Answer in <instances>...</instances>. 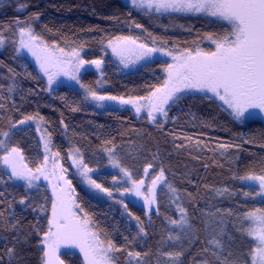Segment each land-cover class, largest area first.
<instances>
[{"label": "trees", "instance_id": "obj_1", "mask_svg": "<svg viewBox=\"0 0 264 264\" xmlns=\"http://www.w3.org/2000/svg\"><path fill=\"white\" fill-rule=\"evenodd\" d=\"M36 14H39V19L35 18ZM17 20L31 23L34 30L49 43H59L60 46H67L73 41L76 44L83 43L86 48L84 59L104 60L106 86L102 93L123 95L126 98L146 95L151 86L161 85L167 76L164 66L170 61L157 58L143 64L138 70L121 74L112 58L105 54L104 44L108 39L132 36L152 46V38L158 37V44L166 40V47L174 51L197 45L210 51L214 47L205 34L215 35L230 30L227 22L203 15L146 14L122 0H0V32L6 38L3 48H0V85L3 86L0 87V105H3L0 107V130L8 131L10 120L17 121L23 115L38 113L51 133L53 150L59 151L63 157L60 163L64 167L69 168L70 165L67 155L69 149L72 146L80 148L85 163L99 170L95 177L97 183L112 189L115 200H123L128 210L141 218L148 233L147 236L141 234L137 237V222L129 219L121 204L115 206L90 197L79 186L78 179L72 176L77 202L92 217L97 228L122 249L115 253L117 264H129L126 251L123 250L125 248L148 253L147 256L142 255L143 264H165L167 258L161 257L159 252L174 250L173 245L178 248L181 244L185 249L182 258L184 264H195L202 258H208L202 249L211 238L209 225L216 227L221 217L225 221L226 233L234 237V251L245 252L250 247L249 238L234 228L235 214L264 207V201L259 197L252 199L242 196L240 189L244 185L233 179V174L242 175L247 171L259 173L264 170L262 120L254 118L238 122L217 98L200 99L205 94L194 93L186 96L178 105L169 107L168 120L163 129H159L148 122L143 111L137 114L131 105L95 110L87 103H81L82 93L75 88L60 86L49 92L45 80L32 62L22 54H17ZM135 24L142 27L136 28ZM9 69L18 75L14 76ZM97 78L95 66L85 65L82 82L95 86ZM13 83L16 86L9 92V86ZM73 107L81 110L74 112L71 110ZM61 120L68 125L67 129H64ZM188 137L192 138L191 142ZM107 140L117 146L122 163L136 179L142 176L147 163L152 162L153 168H157L162 162L168 181L178 190L179 203L187 209L193 225L194 243L190 245L183 233H179L181 241L167 239L173 232L167 218L178 219L179 216L167 188L162 186L157 194L159 213L154 208L150 214L145 205L134 200L130 194L121 196L116 191L117 188L123 190V183L113 184V177L119 176L106 170L108 159L103 149L111 146L105 144ZM197 140L200 141L199 145ZM11 143L23 150L25 160L32 168L44 158L42 145L31 127L13 130ZM181 144L185 146L175 147ZM220 144L232 147L222 150ZM154 154L158 159L154 160ZM0 155H3L2 150ZM5 172L0 162V175ZM4 178L7 180V176ZM224 188L236 195L218 194L217 190ZM244 190L248 189L244 187ZM0 192L4 193L0 197V200H4L0 204V211L7 209L5 217L11 219L9 214L14 210L22 231L31 233L28 242L20 246L19 264H42L43 245L40 241L47 229L48 212L43 214L33 211L31 207L25 209L18 201L27 195L33 207L44 204L49 209L51 199L47 188L41 185L36 191L30 192L23 185L8 181L7 184H0ZM10 202L12 207L9 209ZM217 209H232L234 215L222 216ZM37 222L40 234L33 230ZM2 234L9 240L14 235L11 231H3ZM196 236L198 239H195ZM124 237L133 243L127 244ZM226 241L227 235L222 238V242ZM4 245L5 241L0 239V255L6 251ZM62 256L67 264H83L82 256L73 249L65 250ZM4 264H7L6 256Z\"/></svg>", "mask_w": 264, "mask_h": 264}, {"label": "snow or ice", "instance_id": "obj_2", "mask_svg": "<svg viewBox=\"0 0 264 264\" xmlns=\"http://www.w3.org/2000/svg\"><path fill=\"white\" fill-rule=\"evenodd\" d=\"M130 3L136 9L145 10L146 14L154 10L156 13H181L215 18L216 21L227 22L230 30L215 35L205 34V38L215 45L214 50L210 51H205L197 45L194 48H185L175 52L166 47L168 43L166 40H161L158 44L157 41L160 40L158 37L152 38L151 47L140 42L138 37L116 36L108 39L106 47L111 49L112 54L124 68L141 60L150 61L155 54L169 56L172 59V63L164 66L167 76L161 85L151 86V90L146 95L128 96L127 98L123 95L101 93L97 87L81 81L79 73L85 65L95 66L97 70H100L104 64L102 58L84 59L81 55L84 50L83 43L76 44L73 41L66 47H61L55 42L49 43L34 30L31 23L17 20L16 24L19 27L17 54L23 50L35 59L40 71L47 77V91H53V84L69 88L78 86L83 90L81 103H93L97 108L105 109L113 105H131L137 114L142 111L146 112L148 122L155 124L159 129H163L164 123L168 120L169 107L178 105L186 96L194 93H204L205 95L200 99L215 97L222 101L223 105L230 110L233 119L241 123L245 119L255 118L256 112L251 110L264 113V0H130ZM35 18L39 19V14H36ZM135 27L141 28L142 25L135 24ZM5 39L3 33L0 32V48L4 46ZM101 43L103 44L104 41L102 40ZM9 71L13 72L12 69ZM13 75L18 74L13 72ZM62 76L66 77L67 81L60 80ZM100 76L101 78L104 76L103 71L100 72ZM68 81L74 82V85ZM104 83L106 81L103 79L95 82L100 87ZM15 86L13 83L8 91H13ZM0 87L3 86L0 85ZM208 93H211V96L207 95ZM71 110L75 112L81 109L73 107ZM43 121L44 118L38 113L23 115L22 119L9 121L8 131L0 130V137H3L0 139V150L3 151V155H0V162L7 169L4 174L0 175V184H7L8 181H24L26 188L32 189L38 187L36 182L41 177L50 182L52 189L50 216L46 218L47 229L42 233L40 241L43 245L42 264H65L60 255L62 247L78 248L83 253L85 264H116L115 253L122 249L108 238L106 233L97 228L92 217L77 202L75 188L72 187L71 180L65 176L67 169L60 163L63 157L59 151H53L49 146L51 133L46 128L43 129L41 139L44 141L45 155L35 168L24 163L23 150L11 143L12 129L17 128L18 125L35 122L36 130L41 131ZM60 123L64 129L68 128L63 120ZM187 139L189 142L192 140L191 137ZM196 143L199 145L200 141L197 140ZM105 144L111 145L103 149L107 154L108 163L123 174V190L117 188L116 191L121 196L131 194L140 197L147 208V213H152L154 208L159 213L157 188L163 185L172 193L171 202L176 205L179 213L178 219L168 217V223L179 228L180 233L184 234V238L190 245L194 243L193 225L190 223L187 209L179 203L178 190L168 181L162 162L156 166L158 171L151 176H149V170L153 169L154 164L147 163L143 168L144 178L136 179L132 171L122 163L117 153V146L111 140L105 141ZM184 146L175 145L177 148ZM230 147L232 145H219L222 150ZM67 155L78 174L90 188L97 190V194L104 193L109 198L113 197L112 189L97 183V180L89 175L97 169L85 163L84 154L80 148H71ZM153 158L158 159V156L154 154ZM4 176H7V180ZM146 179L149 180L147 187H145ZM233 179L240 181L248 189L247 191L244 187L240 189L242 196L252 199L259 197L264 201V170L259 173L247 171L242 175L233 174ZM118 183H121V178L114 176L113 184ZM217 192L220 195L225 193L230 196L236 195L227 188L218 189ZM3 196L4 193L0 192V197ZM117 202L123 206L129 219L137 222L139 228L137 237L141 234L147 236L148 233L145 231L141 218L131 213L123 200ZM2 203L4 200H0V204ZM18 203L24 205L25 209L31 207L33 211H49L44 204L38 208L33 207L27 195L22 196ZM8 207L9 209L12 207L11 202ZM5 211L7 209L0 211V239L5 241L4 248L6 249L0 255V264H4L5 256L7 264H19L20 246L28 242V235L31 233L25 234L22 231L19 220L15 219L14 210L9 214L11 219L5 217ZM217 211L221 212L222 216L234 215L232 209H217ZM235 217L234 228L249 238L250 247L245 252L234 251L232 247L234 237L226 233L225 221L221 217L216 227L209 225L211 238L207 240V245L214 247L206 245L202 249L208 258H202L195 264H264V207L246 210L242 214H235ZM33 230L40 234L38 222L33 226ZM3 231L14 233L12 239L9 240L7 236H4ZM225 235H227V241L222 242ZM167 239L168 241H181L182 237L179 233L169 234ZM195 239H198V236ZM124 240L127 244L133 243L128 237H124ZM172 247L174 250L159 252L161 257L167 258L165 264H184L183 245H179L178 248L175 245ZM123 250L126 251L129 264H143L142 255H148V253L142 254L132 249Z\"/></svg>", "mask_w": 264, "mask_h": 264}, {"label": "rangeland", "instance_id": "obj_3", "mask_svg": "<svg viewBox=\"0 0 264 264\" xmlns=\"http://www.w3.org/2000/svg\"><path fill=\"white\" fill-rule=\"evenodd\" d=\"M122 1L125 2L126 4L130 5L132 8H134V7L131 5L130 0H122ZM134 9H135V10H138V11H143V12H145V10H143V9H136V8H134ZM151 12H155V11L153 10V11H151ZM155 13H156V12H155ZM159 14H167V13H159ZM139 41H140V40H139ZM140 42H143V41H140ZM143 43H145V42H143ZM106 44H107V42L104 44V51H105V53H107L106 55H108L109 57L112 58V60H113L114 63L117 65L118 70H119V72H120L121 74H126V73H129V72H132V71L138 70L139 68H141V66H142L143 64L148 63V62H150V61H152V60H154V59H157V58L168 59V60L170 61V63H172V59H171V57H169V56H162V55H160V54H155L154 57H153L150 61L141 60V61H139L138 63H136V64H134V65H130L128 68H124L123 65H121V64L119 63V60H118V59L112 54L111 49L106 47ZM146 44H147V43H146ZM148 46L151 47L150 45H148ZM61 47H66V46H61ZM213 47L215 48V45H214V44H213ZM2 48H3V47H2ZM213 50H214V49H213ZM85 51H86V48L84 47V50H83V52L81 53V55H82L83 58H84V53H85ZM175 52H178V51H175ZM20 54H22L23 56L27 57V58L32 62V64L36 67V69L38 70V72L40 73V75L43 77V79L45 80L46 85H47V77H46V76L40 71V69H39V65L36 63L35 59H34L29 53H27L26 51H23V50H22V51L20 52ZM84 70H85V66H84V68H82V69L80 70V73H79L81 81H82V75H83V73H84ZM101 71L104 72V64H103V66H102V68H101L100 70H97V73H98V78H97V80H99V79H103V80L105 81L104 76H103L102 78H101V76H100V72H101ZM59 79L62 80V81H67V78H66V77H63V76L60 77ZM58 83H59V81H58ZM68 83H72V84L74 85V82L68 81ZM105 86H106V83H104V85H103L102 87L97 86L96 84H95L94 87H97V90L100 91V92L102 93L103 90L105 89ZM52 88H53V91H54L56 88H58L57 84H53ZM73 88L79 90L81 93L83 92V90L80 89L78 86H75V87H73ZM51 92H52V91H51ZM203 94H204V93H203ZM208 94L211 95V93H208ZM219 102L223 105V102H222V101H219ZM87 104L90 105L91 107H93L95 110H104V109H105V108H97V107L95 106V104H93V103H87ZM223 106L227 109V106H226V105H223ZM121 107H122V106H121ZM109 108H120V106L113 105V106H110ZM227 110H228V109H227ZM228 111L230 112V110H228ZM251 111H255V112H256L255 119H260V120H262V121L264 122V113H260L259 110H251ZM144 113H145V115H146V112H144ZM246 115H247V114H246ZM146 118H147V117H146ZM253 119H254V118H253ZM147 120H148V119H147ZM245 120H249V119H245ZM245 120H244V121H245ZM151 124H152V123H151ZM23 127H31V128H33V129L35 130V132H36V134H37V137H38V139H39V141H40V143H41V145H42L43 154L45 155V153H44V141L41 139V134H42V132H43V129L45 128L44 122H41V131H37V130H36V123H35V122H29V123L24 124V125H18V127L15 128V129L23 128ZM15 129H12V131L15 130ZM2 138H3V137H1V139H2ZM49 146L52 148V145H51V144H50ZM73 147H76V146H72L71 148H73ZM71 148H70V149H71ZM70 149H69V150H70ZM52 150H53V148H52ZM53 151H54V150H53ZM106 155H107V154H106ZM50 160H51V158H50ZM68 160H69V164H70V165H69V168L65 167V168L67 169V172L65 173V176H66V178H67L68 180H71V182H72V187H73V188H75V186H74V183H73V180H72L71 177H72V176H75V177L78 179V184H79V186H80V187H81V188H82V189H83V190H84V191H85L90 197H92V198H94V199H97V200L110 202V203H112V204L115 205V206H119V205H120V203H118L117 200H115L114 196H113L112 198H109L106 194H104V193H99V194H97V190H94V189L90 188V187L87 185V183L83 181V178L78 174L76 167H75L74 165H72L71 160H70L69 157H68ZM24 163H27L25 159H24ZM2 166H3L4 170L7 171L6 166L3 165V163H2ZM28 166H29V165H28ZM29 167H30V166H29ZM31 168H32V167H31ZM106 170H107V171H110V172H113V173H116V174L119 176V178H121V182L123 183V180H122V178H123V174L120 173L118 169L111 167V165H110L109 163H107ZM156 171H158V168L150 169V170H149V176L153 175ZM98 172H99V170L97 169L96 171L90 173L89 175H91L92 178L95 179V177H96V175H97ZM141 178H144V173H142V176H141L140 178H138V179H141ZM13 182L18 183V184H21V185H23V186L26 188V186H25V182H24V181H13ZM148 183H149V180L146 179V180H145V187H147ZM36 184L38 185L37 188H32V189H27V188H26V189H27L28 191H30V192H33V191H36L41 185H44V186L47 188V190H48V194H49L50 199L52 200V189H51V186H50V182H49L48 180H45L43 177H41V179H40L39 181H37ZM128 186H130V185H128ZM162 186H163V185H161L160 187L157 188V194H158V192H159V189H160ZM168 192H169L170 198H171V200H172V193H171L170 191H168ZM130 195H131V194H130ZM131 196H132V195H131ZM75 197H76V191H75ZM132 198H133L134 200H136L137 202H139V203H143V200H142L140 197L132 196ZM76 200H77V198H76ZM143 204H144V203H143ZM50 209H51V205H50V208H49V211H48V217L50 216ZM42 213L44 214V213H46V212H42ZM178 218H179V216H178ZM170 228H171V230L173 231V232H172V235H174V233H175V235L178 234V233H180L179 228H177V227H175V226H173V225H170ZM68 249H70V250L73 249L74 251H77V252L82 256V258H83V264H85V262H84V257H83V253H81L80 250H79L78 248H75V247H71V248H68V247H62V248L60 249L61 259H63V256H62L63 252H64L65 250H68ZM63 260H64V259H63ZM64 262H65V260H64ZM65 264H67V263L65 262ZM116 264H117V263H116Z\"/></svg>", "mask_w": 264, "mask_h": 264}]
</instances>
